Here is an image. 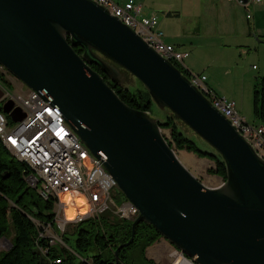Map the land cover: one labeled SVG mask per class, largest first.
Segmentation results:
<instances>
[{
  "label": "water",
  "instance_id": "obj_1",
  "mask_svg": "<svg viewBox=\"0 0 264 264\" xmlns=\"http://www.w3.org/2000/svg\"><path fill=\"white\" fill-rule=\"evenodd\" d=\"M89 64L119 86L138 81L162 115L220 157L221 183L197 179L167 144L159 118L127 106ZM0 66L63 117L136 207L114 264L138 222L193 264H264V159L178 68L103 6L0 0ZM9 106L0 110L11 116Z\"/></svg>",
  "mask_w": 264,
  "mask_h": 264
},
{
  "label": "built area",
  "instance_id": "obj_2",
  "mask_svg": "<svg viewBox=\"0 0 264 264\" xmlns=\"http://www.w3.org/2000/svg\"><path fill=\"white\" fill-rule=\"evenodd\" d=\"M93 1L132 28L163 58L181 66L186 53L162 41L158 21L154 17L142 15L139 4L133 0L123 3L116 0ZM232 1L244 6L248 2L258 3L261 0ZM187 79L229 120L255 153L264 159V125L246 122L237 112L233 100L215 93L205 85L203 74L188 71ZM7 101L12 115L8 116L0 110V142L17 160L26 164L27 172L23 175L26 185L41 198L51 201L55 227L49 223H37L41 228L38 235L45 237L48 245H64L60 234L70 221L64 217V207L73 204V198L77 195L82 198L79 207L83 208V212L78 213L76 209L73 221L87 216L98 217V212L108 204L115 206V214L119 218L132 220L137 215L136 207L126 198L118 206L113 203L108 190L117 188L114 179L98 158L80 142L63 117L39 95L24 85L22 90L11 92L0 83V105ZM65 194L67 200L62 199ZM38 250L44 254L47 246H40ZM58 261L54 260L56 263Z\"/></svg>",
  "mask_w": 264,
  "mask_h": 264
},
{
  "label": "trees",
  "instance_id": "obj_3",
  "mask_svg": "<svg viewBox=\"0 0 264 264\" xmlns=\"http://www.w3.org/2000/svg\"><path fill=\"white\" fill-rule=\"evenodd\" d=\"M72 48L77 54L82 51L79 46ZM171 63L188 77L187 70L176 62ZM89 66L101 75L127 106L148 111L153 105L139 82L133 87L119 86L108 80L96 65ZM0 83L7 88L10 87V83L1 73ZM252 113L255 118L264 122V77H257L252 90ZM157 124L160 129H168L169 137L164 138L170 147L211 160L214 167L207 168L206 171L223 180L225 169L217 154L199 148L168 115L157 119ZM26 172V164L17 160L0 142V237L7 239L5 233L9 228L12 229V236L7 239L10 246L0 251V264H114L113 251L118 244L128 239L130 223L99 216H87L74 222L70 220L73 226L69 232L73 237L68 239L63 231L60 234L63 246L48 245L46 238L38 235L41 228L37 223H49L55 227L52 204L49 199L41 198L33 188L26 185L23 178ZM159 237V233L151 225L138 222L134 228L132 241L118 249L116 264H158L145 258L144 249ZM40 246H47L46 253H40L38 250ZM128 248L134 252L131 261H127L124 255ZM55 259L59 261L56 263Z\"/></svg>",
  "mask_w": 264,
  "mask_h": 264
},
{
  "label": "crops",
  "instance_id": "obj_4",
  "mask_svg": "<svg viewBox=\"0 0 264 264\" xmlns=\"http://www.w3.org/2000/svg\"><path fill=\"white\" fill-rule=\"evenodd\" d=\"M137 4L144 9L142 15L158 19L162 41L186 53L181 67L187 71L204 75L203 69L208 70L211 59L220 63L231 53L241 55L259 45L264 48V0L244 6L232 0H174V3H154L155 11L152 6ZM157 11L160 15H156ZM258 74L257 77H264V64L259 67ZM204 82L215 93H221L208 74ZM255 119V124L264 125Z\"/></svg>",
  "mask_w": 264,
  "mask_h": 264
},
{
  "label": "rangeland",
  "instance_id": "obj_5",
  "mask_svg": "<svg viewBox=\"0 0 264 264\" xmlns=\"http://www.w3.org/2000/svg\"><path fill=\"white\" fill-rule=\"evenodd\" d=\"M118 2H122L123 0H116ZM137 3H141L145 6H152L155 11V4H164V3H174V0H134ZM154 4V5H153ZM142 12L144 9L142 7ZM156 15H160L159 11H157ZM158 20V19H156ZM256 39V38H255ZM263 46H257V48H249L247 53H243L241 55L231 53V55H227L225 57L224 62H215L214 59L208 64V70L204 67L203 72L204 76L209 75L210 79L214 81L218 88L221 89L220 95H223L225 92L227 94V98L231 99L235 103V108L237 112L244 118V120L248 123L255 124L256 119L252 115V90L256 84L258 69L264 64V48ZM263 49V50H262ZM201 59V58H200ZM210 60V58H208ZM252 65L254 68H252ZM2 71V72H1ZM3 78L10 83V87L8 88L11 92H18L23 89V85L21 82L13 77L8 71L3 68L0 70ZM124 84L127 87H133L138 85V81L133 79V81L128 78L124 81ZM150 116L161 118V111L155 107V105H151L149 110L147 111ZM12 123V122H11ZM10 123V124H11ZM179 129L189 138H191L199 148L211 151L210 147L207 146L201 139L192 135L188 130L183 129L182 127ZM162 135L168 139V129H160ZM177 158L180 162L204 185L212 187L221 183L222 179L219 176L214 174H210L206 171L207 168H213L214 163L207 158H199L192 152H187L185 150H175L172 146ZM109 196L112 199L113 203L118 206L121 202L124 201L125 197L121 190L117 187H112L108 190ZM64 197L62 196V199ZM79 211H83V208ZM99 217L112 218L115 220H121L126 223H130V219L119 218L115 214V206L113 204H108L103 210L98 212ZM72 220V219H67ZM74 222V221H73ZM73 222H68L64 226V236L68 239L73 237L70 234L69 230L73 226ZM6 238H10L12 236V229L9 228L5 233ZM5 238L0 239V251L5 250L8 246V240ZM125 259L127 261L133 260L134 252L131 248H128L125 253ZM144 256L147 259H151L158 264H193L189 259H186L181 255L179 251H177L167 240L162 237H159L155 242L151 245L145 247ZM178 256V257H177ZM178 259V260H177Z\"/></svg>",
  "mask_w": 264,
  "mask_h": 264
},
{
  "label": "bare ground",
  "instance_id": "obj_6",
  "mask_svg": "<svg viewBox=\"0 0 264 264\" xmlns=\"http://www.w3.org/2000/svg\"><path fill=\"white\" fill-rule=\"evenodd\" d=\"M67 199H68V196L65 194L64 200H67ZM73 200H74L73 204H67L64 207V217L65 218H68V219L72 218L77 211L76 209H78V210L82 209L81 207H79L82 204V198L77 195L73 198ZM76 207H78V208H76ZM186 264H188V263H186Z\"/></svg>",
  "mask_w": 264,
  "mask_h": 264
}]
</instances>
